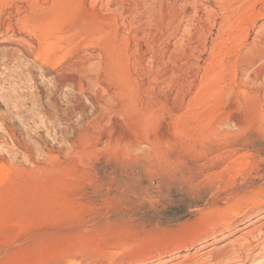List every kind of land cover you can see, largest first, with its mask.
Here are the masks:
<instances>
[{
	"label": "rangeland",
	"instance_id": "1",
	"mask_svg": "<svg viewBox=\"0 0 264 264\" xmlns=\"http://www.w3.org/2000/svg\"><path fill=\"white\" fill-rule=\"evenodd\" d=\"M223 1L0 0V264H264V0Z\"/></svg>",
	"mask_w": 264,
	"mask_h": 264
},
{
	"label": "bare ground",
	"instance_id": "2",
	"mask_svg": "<svg viewBox=\"0 0 264 264\" xmlns=\"http://www.w3.org/2000/svg\"><path fill=\"white\" fill-rule=\"evenodd\" d=\"M223 1V0H222ZM195 2V1H194ZM224 2V1H223ZM226 3V2H225ZM195 4V3H194ZM210 10V9H209ZM252 11V10H251ZM253 14V13H252ZM210 16V15H209ZM3 25V30L5 31V34L7 36L8 39H11L12 40V34H11V26L10 24H2ZM257 33V32H256ZM14 37V36H13ZM16 41L19 40V38H15ZM14 40V39H13ZM52 40V39H51ZM43 41V40H42ZM48 43V42H47ZM27 46V45H26ZM29 46V45H28ZM39 47V46H38ZM24 48V47H23ZM39 52L36 54V59H40V63L43 64V63H48V57H47V53L49 55L50 52V45L49 43L48 44H45L44 47H39ZM52 50V49H51ZM52 52V51H51ZM27 53V52H26ZM16 54V53H15ZM14 54V55H15ZM34 55V54H33ZM51 55V54H50ZM81 57V56H80ZM53 58V57H52ZM55 64V63H54ZM72 71V70H71ZM81 86V85H80ZM79 89V88H78Z\"/></svg>",
	"mask_w": 264,
	"mask_h": 264
}]
</instances>
